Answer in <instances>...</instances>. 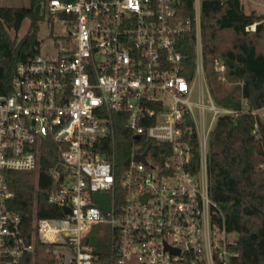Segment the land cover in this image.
Returning a JSON list of instances; mask_svg holds the SVG:
<instances>
[{"label": "built area", "instance_id": "built-area-1", "mask_svg": "<svg viewBox=\"0 0 264 264\" xmlns=\"http://www.w3.org/2000/svg\"><path fill=\"white\" fill-rule=\"evenodd\" d=\"M41 6L69 28L51 53L37 44L17 61L10 90L0 91V264H27L28 251L36 258L19 214L6 205L13 191L1 169L36 168L51 141L58 157L50 173L59 183L48 200L68 209L32 217L39 240L50 244L36 264H105L95 248L96 227L108 229L103 242L111 264H228L234 236L222 216L213 218L218 206L208 191L206 151L212 121L233 109L208 92L203 99L200 0L185 17L181 0H42ZM190 28L196 57L188 80L179 72L178 45ZM214 67L224 74L216 57ZM116 123L138 134L120 179L109 147ZM147 145L145 159L135 158ZM95 190L109 192L108 210L93 197Z\"/></svg>", "mask_w": 264, "mask_h": 264}, {"label": "trees", "instance_id": "trees-1", "mask_svg": "<svg viewBox=\"0 0 264 264\" xmlns=\"http://www.w3.org/2000/svg\"><path fill=\"white\" fill-rule=\"evenodd\" d=\"M41 1L0 3V91L10 90L17 61L37 49L38 20L43 14L35 11V5ZM181 6L182 16L192 14L193 0H181ZM26 16L29 23L25 32L19 37L16 32L11 35L9 28L16 31ZM253 22V29L245 27ZM199 35L210 95L216 104L233 109L216 116L207 137L208 191L219 208L213 218L219 221L222 216L226 229L235 233L230 244L235 253L229 256L228 264H264V115L258 111L264 107V12L246 11L242 0H200ZM178 46L179 72L190 80L196 57L193 28L180 34ZM215 57L224 62L225 77L236 81L231 88L224 87L218 79L221 72L214 67ZM246 106L257 109L251 112ZM189 139L196 167L198 138L194 128ZM137 140L124 124L116 123L109 147L114 153L112 163L117 179ZM157 145L152 143L151 147L156 156ZM57 157L58 150L51 141L43 145L36 168L1 169L13 191L6 198V205L19 214L26 240L34 242L36 258L32 260V252L28 251L27 264L44 259L50 246L39 240L32 217L63 214L59 203L48 200V194L59 183L50 173ZM103 243L98 241L95 248L104 263L111 264L108 246Z\"/></svg>", "mask_w": 264, "mask_h": 264}, {"label": "rangeland", "instance_id": "rangeland-1", "mask_svg": "<svg viewBox=\"0 0 264 264\" xmlns=\"http://www.w3.org/2000/svg\"><path fill=\"white\" fill-rule=\"evenodd\" d=\"M29 0H0V3H8V4H28ZM243 8L248 10H254L256 12H264V0H242ZM41 13L43 14L42 17L38 20V31H37V38H38V46L39 50L43 53H51L54 50V47L56 46V40L60 37H65L66 33L68 32L69 25L63 23L61 20L53 19L52 17L48 16L44 8L41 6L40 9ZM29 23V17L26 16L22 19V22L19 26V28L14 31L12 28H9V32L11 35L16 32L17 36H21ZM254 27V24H253ZM253 27H249L248 29H253ZM204 68V66H203ZM222 85L226 88H231L235 84V80H230L225 77L224 74H220V76H217ZM200 76H198L195 79L194 82V89H193V98L198 97L199 93V85H200ZM202 88L204 90V100L206 101L208 95L207 92L210 95V91L208 88V81L206 79V73L204 70L203 79H202ZM207 90V91H206ZM211 96V95H210ZM212 98V97H211ZM258 111L264 115V107H259ZM210 111L205 110V115L207 120L208 115ZM214 120L212 121L213 124ZM211 124V126H212ZM232 236H235V233L232 232ZM108 237V229L107 228H95V238L98 241L105 242ZM104 244V243H103ZM68 251V249H66Z\"/></svg>", "mask_w": 264, "mask_h": 264}, {"label": "water", "instance_id": "water-1", "mask_svg": "<svg viewBox=\"0 0 264 264\" xmlns=\"http://www.w3.org/2000/svg\"><path fill=\"white\" fill-rule=\"evenodd\" d=\"M39 9H40V3H37L35 5V11L38 12ZM134 137H138V134H135ZM147 148H148V145L146 146V148L142 152H135L134 157L144 160L145 159V152H146ZM146 196H147V194H143L142 198L145 199ZM93 197L95 198V200L100 204V206L104 210H108V208H109V192L107 190H95V191H93ZM63 209L64 210L68 209V205L64 204Z\"/></svg>", "mask_w": 264, "mask_h": 264}]
</instances>
